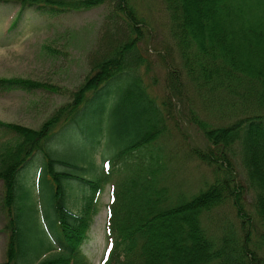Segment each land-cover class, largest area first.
I'll return each instance as SVG.
<instances>
[{
    "label": "trees",
    "instance_id": "trees-1",
    "mask_svg": "<svg viewBox=\"0 0 264 264\" xmlns=\"http://www.w3.org/2000/svg\"><path fill=\"white\" fill-rule=\"evenodd\" d=\"M161 2L179 64L166 60L168 92L157 103L138 77L149 27L131 0H0L19 6L13 24L26 8H108L88 74L61 92L66 102L37 128L0 121L7 135L0 139V181L8 232L0 264H92L84 248L106 185L99 264H264V0ZM0 84L60 92L19 78ZM105 96L111 150L97 159L101 128L81 126ZM177 120L201 142L191 133L186 145L174 141ZM77 128L95 132L87 144L92 157L88 149L75 154L66 139ZM187 160L207 172L184 191L178 164ZM38 183L47 203L43 231L36 230L38 210L28 205Z\"/></svg>",
    "mask_w": 264,
    "mask_h": 264
},
{
    "label": "rangeland",
    "instance_id": "rangeland-1",
    "mask_svg": "<svg viewBox=\"0 0 264 264\" xmlns=\"http://www.w3.org/2000/svg\"><path fill=\"white\" fill-rule=\"evenodd\" d=\"M131 3L149 27L141 45L144 64L138 70V77L149 95L158 103L166 97L168 92L165 62L172 60L179 64V58L168 35L167 18L161 0H131ZM107 12V5L59 13L39 12L33 8H26L22 11L17 24H13L16 15L20 13L19 6L0 3V79L19 78L50 85L60 91L58 93L42 88L23 89L0 84V121L37 128L56 107L66 102L67 95L61 92L76 89L87 76L89 71L87 57L95 47ZM106 98L108 96L103 97L101 104L99 101L95 104L98 112H90V118L87 116L81 126L84 127L86 123L91 122L94 123L95 129L101 128L100 145L99 148L96 147L98 150H95L97 159H101L103 152L111 150L109 105ZM175 103V109L182 108L176 100ZM175 109L172 110L175 112ZM178 123L179 129L175 127L172 132L174 141L186 145L189 142L187 133H191L197 142H201L199 134L195 133L193 127L186 121L183 120L182 123L178 121ZM170 126H174L173 120ZM80 130L77 128L74 133L66 134V139L75 145V154L77 151L81 152L82 149L90 148L89 145L87 146L89 140L94 141L95 132L90 134L84 132L82 128ZM4 136L7 135L0 131V139L5 138ZM167 143L173 150V142ZM92 153L93 151L88 149L86 156L92 157L94 155ZM193 166L195 163L189 160L185 164H178L180 169L178 177L181 178L184 175L182 186L184 191H186L184 187L186 188L188 184L196 186L206 178L204 174L207 171L203 167L202 169ZM39 167L40 162L37 161L34 167L36 172L40 170ZM33 171L34 169L31 170ZM38 184L40 186L36 185L32 189V199L28 205L38 210L39 220H37L36 230L43 231V226L39 223L43 219L42 210L47 203L43 185ZM2 187V181H0V263L5 258L8 234L5 228L7 211L2 202ZM109 198L110 187L106 185L102 190L99 210L93 216V223L88 232V242L84 248L85 255L92 264H99L106 249L105 222ZM220 213L223 215L225 212L219 211L218 216ZM227 216L230 217L231 214ZM43 223L49 231L48 221L44 219ZM32 228L34 232V227ZM36 230L34 233L38 236L37 233L40 231L36 232Z\"/></svg>",
    "mask_w": 264,
    "mask_h": 264
}]
</instances>
